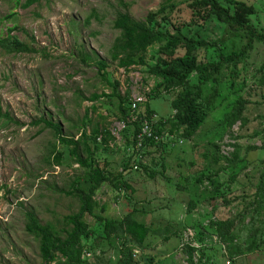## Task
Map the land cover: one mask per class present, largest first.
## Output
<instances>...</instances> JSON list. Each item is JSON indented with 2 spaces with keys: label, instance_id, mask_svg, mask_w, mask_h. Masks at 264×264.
<instances>
[{
  "label": "rangeland",
  "instance_id": "rangeland-1",
  "mask_svg": "<svg viewBox=\"0 0 264 264\" xmlns=\"http://www.w3.org/2000/svg\"><path fill=\"white\" fill-rule=\"evenodd\" d=\"M25 1L0 0V39L6 37L7 30L11 28L10 36H15L34 50L31 53H8L0 48V111L8 113L13 120L0 118V264H43L37 242L24 230V212L33 211L41 223L50 222L59 229L62 218L77 212L79 207L76 198L64 193L70 189L73 178L83 175L84 168L69 154L72 146L59 143L52 128L45 127L47 122L58 125L64 136L74 140L79 137L83 122L86 123L84 130L87 135L96 125L98 129L106 127L114 141L109 143L106 152L95 153L94 163L114 177L121 170L122 162L126 161L123 143L117 134V99H113V106L106 97L90 99L94 94H110L109 85L98 76L95 57L108 63V79L118 82V91L121 94L128 92L131 102L139 100L138 104H143L147 101L156 111L155 119L173 113L170 102L175 97L174 93L162 94L160 98L149 101L148 95L158 81L147 75V69L148 65L156 62L157 45L147 50L146 64L131 65L127 71L118 68L116 62L109 59V50L119 35V31L112 27L116 14L127 13L135 20H142L164 0H37L32 6L22 8ZM241 1L255 8L257 19L252 17L251 24L264 29V0ZM182 8L176 18L189 19L187 9L185 6ZM11 13L14 14L11 18L3 19ZM183 32L188 37H205L207 41L220 39L226 51L246 42L234 35H240L239 32L234 33L221 24L207 25L205 31L187 26ZM177 54L183 55V51L179 50ZM263 59L264 45L258 44L249 59L247 88L255 87L251 75ZM248 111L252 116H248V125L243 129L252 123L257 110L250 108ZM131 117L132 120L135 118ZM220 118V111L211 113L191 139L192 143L184 146L185 142H178L181 145L176 152L168 154L166 149L159 153L149 148L147 151L151 154L136 153L140 156L138 161L147 167V172H155L154 179H150L142 168L134 170L137 158L131 159L129 164L133 168L126 170L124 178L133 192L122 189L118 196L111 186L103 185L95 193L97 208L93 213L118 219L132 212L134 204L137 208L133 213L136 220L155 221L156 217L154 226L157 236H149L146 240L149 246L146 247L149 249L161 242L166 253L159 264H186L176 248L187 242L192 232L185 229L182 235L169 232V241H163L162 237L160 241L162 227L169 223L172 231L180 229L178 221L184 220L189 199L201 201L204 208L208 204L206 199L214 194L212 187L220 183L223 186L219 191L224 194L232 197V192H235V197L243 195L255 185L260 173L259 167L245 166L239 179L230 183L231 169H227L213 179L211 183L214 186L207 181L193 185V177L202 165L201 154L207 145L205 143L211 141V128L218 125ZM238 128L239 123H236L217 143L223 154L232 151L228 144L234 142L231 135L240 134ZM252 128V131L260 130L264 128V122L256 121ZM237 142L243 146H260L262 140L244 137ZM88 143L92 149V143ZM165 143L166 138L163 139ZM52 145H55L56 152L61 153L60 165L54 163V153L50 154ZM255 153L259 151L250 152L247 157L255 160L258 157H254ZM178 155L180 160L176 158ZM175 184L180 185L182 190ZM101 207H104V212H101ZM84 221L90 228L96 225L90 215L86 214ZM94 243H99L93 252L95 255L89 252L86 257L95 264H104L107 260L114 264L116 251L108 249L106 242L100 239ZM135 252L138 255V251ZM156 252L159 254V250ZM240 264H264V254L247 256Z\"/></svg>",
  "mask_w": 264,
  "mask_h": 264
},
{
  "label": "trees",
  "instance_id": "trees-1",
  "mask_svg": "<svg viewBox=\"0 0 264 264\" xmlns=\"http://www.w3.org/2000/svg\"><path fill=\"white\" fill-rule=\"evenodd\" d=\"M36 1L26 0L22 7H29ZM182 6L187 9V20L176 18L183 10ZM12 16L10 14L3 19ZM252 17L257 19L254 6L241 0H164L142 20H135L127 13L116 14L112 27L119 31V35L109 50V59L116 62L118 68L127 71L131 65L146 64L147 50L157 45L158 56L153 65H148L147 75L158 82L148 98L150 101L160 98L159 95L174 93L175 97L170 102L173 113L154 120L156 111L147 101L131 108L128 92L121 94L118 82L108 79V63L99 57L94 58L98 76L109 85L110 94H94L90 99L106 97L111 106L113 99H117V120L124 124L119 134L126 161L122 162L121 170L114 177L94 163L95 153L106 152L109 143L114 141L106 127L98 129L96 125L87 135L84 130L86 123L83 122L80 135L74 140L70 136H64L58 125L50 122L45 124V127L52 128L59 143L72 146L69 154L84 168V173L73 178L70 189L64 193L76 198L79 207L77 212L62 218L59 229L50 222L41 223L33 211L24 212V230L37 242L43 264H95L85 254L89 255L91 252L92 256L95 255L93 252L99 243L94 241L98 239L105 241L108 249L116 251L114 264H159L166 253V250H162L161 242L152 248L146 247L149 246L147 238L156 235V217L155 221L136 220L133 216L137 211L134 204L132 212L118 219L94 214L93 211L97 208L95 193L105 184L111 186L118 196L122 189L133 192L124 179V174L131 169L129 161L134 158H137L134 166L142 168L150 179H154L155 172H147V167L138 161V154H151L147 151L149 148L159 153L166 149L168 154L176 152L181 145L178 142H185L184 146L188 142L192 143L191 139L197 135L210 114L216 111L221 112V118L218 125L211 128V141L205 143L207 145L201 154L202 165L193 177V185L207 181L210 186H214L211 183L213 179H217L219 173L226 172L227 169H231L228 180L232 183L239 179L245 166L250 165L260 168L257 181L249 191L236 197L235 192H232V197L219 191L222 183L212 187L214 194L206 199L208 204L204 208L201 201L189 199L184 220L178 221L181 225L179 230L182 229L180 233L179 230L172 231L167 223L162 227L160 241L161 237L163 241H169V232L172 235H182L185 230L191 231L190 239L176 248L186 264H240L247 256L264 254V128L252 131V125L256 121L264 122V114L261 115L262 110L264 111V59L251 75L255 87L247 88L249 79L246 76L251 54L258 44L264 45V29L255 28L250 21ZM210 24H221L234 33L239 32L240 35H234L246 42L226 51L220 39L207 41L205 37H188L183 32L187 26L205 31V27ZM12 30L8 29L6 37L0 39V48L6 49L8 53L33 52L24 42L10 36ZM179 50L183 51V55L177 54ZM250 108H256L257 111L249 127L243 129L248 125V116H252L248 111ZM131 116L135 118L132 120ZM0 118L13 121L6 112L0 111ZM236 123H239L240 134L235 137L231 135L234 142L228 145L232 151L223 154L217 143ZM145 126L149 136L144 134L138 146V136ZM244 137L249 140L260 138L261 145L239 144L237 140ZM165 138L166 143L163 144ZM88 141L92 143V149ZM255 151L259 153H255L254 157L258 155L259 159L263 156L259 160L249 159L248 154ZM52 153L54 163L60 165L61 153L55 151V145L51 146L50 154ZM176 158L179 159V155ZM161 163L164 166L162 158ZM177 188L182 190L180 185ZM128 201L131 202L130 199ZM100 209L104 212V207ZM86 214L95 219L96 225L92 228L84 221ZM178 240L181 242L180 238ZM156 250H159V254ZM135 251H138V255ZM104 264L110 263L107 260Z\"/></svg>",
  "mask_w": 264,
  "mask_h": 264
},
{
  "label": "built area",
  "instance_id": "built-area-1",
  "mask_svg": "<svg viewBox=\"0 0 264 264\" xmlns=\"http://www.w3.org/2000/svg\"><path fill=\"white\" fill-rule=\"evenodd\" d=\"M131 102V101H130ZM139 103V100L138 101H132L131 102V106H132V108L134 107V105L135 104H138ZM115 127H116V125H115ZM124 128V124L123 123H121V122H119V125H118V132L119 131H121L122 129ZM118 132H117V134H118ZM144 134H147L148 136H149V131H148V129H147V127L145 126V127H143L142 129H141V132H140V134H139V136H138V139H139V144H138V146H140V143H141V137L144 135ZM134 169H136V167H134Z\"/></svg>",
  "mask_w": 264,
  "mask_h": 264
},
{
  "label": "clouds",
  "instance_id": "clouds-1",
  "mask_svg": "<svg viewBox=\"0 0 264 264\" xmlns=\"http://www.w3.org/2000/svg\"><path fill=\"white\" fill-rule=\"evenodd\" d=\"M36 2H37V1H36ZM36 2H34L33 4H35ZM18 3H19V1H18ZM33 4H32V5H33ZM22 5H23V4H22ZM22 5H21V7H22ZM32 5H31V6H32ZM29 7H30V6H29ZM22 8H23V7H22ZM25 8H28V7H25ZM11 14H13V13H11ZM9 15H10V14H9ZM13 15H14V14H13ZM6 16H7V15H6ZM4 17H5V16H4ZM10 18H11V17H10ZM4 20H6V19H4ZM143 104H144V103H143ZM143 104H142V105H143ZM140 105H141V104H140ZM155 117H156V116H154L153 118L155 119ZM119 133H120V131L118 132V134H119ZM119 135H120V134H119ZM134 167H136V166H134ZM136 169H137V167H136ZM136 169H134V170H136ZM124 179H125V178H124Z\"/></svg>",
  "mask_w": 264,
  "mask_h": 264
}]
</instances>
